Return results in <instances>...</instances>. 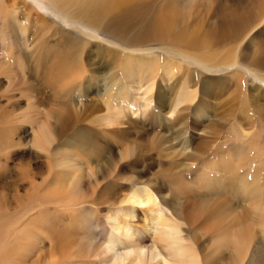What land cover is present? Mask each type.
Here are the masks:
<instances>
[{
	"label": "rangeland",
	"instance_id": "1",
	"mask_svg": "<svg viewBox=\"0 0 264 264\" xmlns=\"http://www.w3.org/2000/svg\"><path fill=\"white\" fill-rule=\"evenodd\" d=\"M47 2H49V0H13V2L10 0L11 4H7V6L1 4L0 1V141L5 143L3 145L5 148L0 151V184L4 181L2 172L5 170L6 180L4 183H7L10 188L14 183V180L11 178V176L21 172V169L27 164L29 165V168L31 167L29 170L31 173L29 175L31 176H21L17 184L20 185L21 188H23V186L29 187L30 181H32L34 184V189L31 190L34 192V194H28L27 196L24 194V191H21L23 189L20 188L19 192L21 197L18 199H15V197L12 195L13 193L8 194L9 190L1 191L0 188V242L4 241V248L7 246L6 243L9 244L8 246L12 245V243H10L11 241H9L10 239L12 242H14L10 247H14L15 243L19 246L21 244L25 246L23 248L24 250H22L21 246L19 249H17V245L14 248H11V250L7 247L5 249L3 248L0 252V264H13V262L14 264H23L24 262V264H49L51 256L48 255L49 250H47L50 239L48 234L49 217L45 201L49 199V182H40L44 177L46 179L47 177L48 179H51L56 173L57 175H67L68 179H73L75 165L82 169L79 172L82 178L81 185L83 190L81 199L85 201L87 206L91 205L90 208L98 209L97 214H88V221L84 224L89 227L95 223L93 219L97 218L96 221H99V214L101 215L106 213L109 208V201L113 200L110 198L114 197L117 192H120L122 187L121 185L125 183L124 180L132 179V177L137 178V175L140 172L145 174L142 175V178L139 179V181L150 187H154L159 195H163L165 197L168 196L169 199L170 194L173 191L183 189L184 186H186L183 183L182 186H180L179 183L169 186L170 184L167 185L166 180L158 177L161 170L168 167L160 166L158 154L159 152H162L163 154L171 152L172 150L168 148L164 149V147L169 146L172 141L173 143L176 142L174 144L177 145L178 143L182 144L183 141L187 140L188 144L186 145H189V147L185 150V153H190L193 151L195 154H199L204 150V148L208 147L207 145L213 149L217 144H220V141L222 143L228 142L224 146L225 148L229 147V141L232 143L231 141L233 139L231 137L235 134H238L239 137H241V139L246 142L248 149H252V153H256V156L262 162L260 164L261 172L259 179L257 180V184L261 188L262 193L259 195L260 197L258 196L253 202L257 205V207H259L258 209L260 211L258 210V212H260V215L259 217L256 215L252 217H248L247 215L244 216V221L246 223L244 222V231L241 233V237L244 242V258L242 264H247L252 256H255V260L257 261L256 263L264 264V246H261L260 249L257 248L258 250L256 253L254 252V246L256 245L257 241H260V239H262L261 242L264 241L263 238H260V234L264 231V220L262 221L261 219V214L264 215V84H262V82H246L243 84L241 82L226 81L230 79L236 81V76L230 77L231 72L233 73L234 71L232 69L225 70L222 72V74L216 75L208 72L206 73L210 75L203 73L201 72L202 69L197 70L195 73L197 77V84H194L195 86L192 87L196 89V99L191 104H186L184 107L182 106L179 108V112L174 114V117H171L169 114H167V111L170 110L169 105L171 104L172 99H174L176 91H178L179 87L181 86L180 84L183 82V77L185 72H187L185 68L188 69L189 67H192L193 64H181L183 67L181 70L179 69L177 71V73L174 75V79L170 81L159 78L162 69H159L158 66L157 71L154 73L156 78L153 91L154 97L152 99L153 103H151L150 108H148L147 112L145 113L146 115L143 116L142 113V115L139 114L140 116L137 115L138 117H136V115H131L128 112L126 119L125 117L122 118V124H115L116 126L114 124L106 126L104 123H102L104 120L101 118L102 114H106L104 99L107 97V90L118 92L121 87L129 86V84H126L122 78V68L119 65L111 70H108L106 67L108 54L106 48L100 45V43H109V40L107 38H105V42L102 40L98 41L95 38L90 40L88 38V34H92L90 30H83L79 24L74 25V23L69 18L65 17L56 6ZM145 2H148L145 4V6L142 4L135 8L132 17L129 19V22L126 25V31L128 34H130V32H138L139 24L142 26V29H147L152 23H154V25L156 24L157 18L159 21L162 19V16L167 19L169 17L168 10H170L169 8H172L170 12V19L173 20L177 25L179 24V30L177 28L174 30L173 27L168 26V24H166V28L172 31L174 36H177V34L180 33L181 28H188V30H185L186 34H184V41L188 43L190 40L194 39V37L196 39L199 38L198 41L206 46L207 51L209 46L213 47L215 44V39L218 38L219 34L218 31L216 32V28H214L215 25H211L213 26L212 30H206V32L201 33V24L212 22L210 16L213 15L219 8L223 9L225 6H227L225 8H228L229 10V7H231L230 5H232L233 8L230 10L234 11L235 9L236 13H238L239 7L237 4H248L247 6L250 7L251 11L253 12L252 16L255 20L252 19L253 21L250 20L248 23L246 20L239 19L240 17H235V19L233 18V23L230 27L231 32L228 33V36L225 40L227 43L226 47H213L211 51L214 54H225L230 50H232V53L237 51L240 53H237L238 56H240V60H245L248 56H254L253 47H251V38L253 37V42L256 45V52L262 53L261 56L264 57V19H262L264 18V0H147ZM180 4H191L190 6L193 5V7H189V9L185 12L179 7ZM225 8L223 11H225ZM52 9L54 10L52 11ZM207 19L208 21L204 22ZM50 20L55 21L57 25ZM21 27L23 29H21ZM251 28H253V32L251 31L252 33L250 36H247ZM85 31L86 33H84ZM145 32L146 31H143V33ZM69 35L78 38L80 37L82 41L86 40L88 42L87 45L84 46L85 48L83 47V50L81 48L78 50L76 57H74V54L73 57H71L72 59L79 60L82 67H79L78 70L74 71L71 67L68 69L51 68L52 62L54 61V55L68 53L67 51L71 50L66 49L61 44V42L64 41L63 37H68ZM100 35L103 37V33L99 34V36ZM230 38L233 39L231 40ZM140 44H142V42H140ZM145 44L146 46L159 48L161 42L156 41L151 34L150 37L146 38ZM162 47H167L176 52V46L172 45L171 42L163 44ZM47 48H51L52 52L49 53V56L51 57L45 58L44 56L46 52H48L46 51ZM25 55L27 58L24 57ZM39 56L40 58L38 59ZM212 62L217 63L219 60L217 61L213 59ZM241 63H243L244 68H247V65H245L244 62ZM263 66L264 62L260 61L258 67L261 72H264ZM73 72L79 73L80 76L71 77V73ZM83 75L84 78L85 76H90V78H93V81H91V84L88 88L79 86L80 80L83 79ZM107 75L114 77L112 82H105V77ZM210 76L214 78L212 80L214 85L212 86L213 89H210L212 90V93L206 94L203 87L204 84H208V81L205 80L206 77ZM226 76L230 77V79H228ZM260 76L261 75L259 74L258 77L262 80L263 76ZM94 77H96V79ZM97 79L101 81L99 82ZM220 79L223 80L222 83ZM248 79L250 80V77ZM131 82L134 84L132 80ZM225 82H229L230 84H225ZM192 85L193 84H191V86ZM257 86L260 88L256 89ZM164 93H166V96L168 97L166 104L158 100V94ZM199 100H204L205 102L202 101L201 103H206L207 105L202 106L199 104ZM69 106L72 108V110L77 109L78 112L82 111L84 116L80 117L82 120L79 123H76V125L73 127L74 129L71 128L67 132V135L75 133L76 131L86 135H88L87 131H94L96 135L104 133L105 138L109 140L116 148L118 147L117 149L115 148L117 150L116 153L119 152V154H126L123 161L120 163L121 166L119 165L118 167V165H115L114 163V158L117 157V159H119V157L113 153V146L107 148L106 152L103 153V156L98 158L92 154L89 155V152H92L91 147L80 148L77 143H64L62 141L64 140V136H56L57 140L51 143V145L49 144L47 146H41L42 148L45 147L47 150H49V153L47 152L48 154L45 153L47 150H43V152L37 150V152H35L39 147H35L36 145L34 146V144H32L31 139H33V135L39 131L40 127L37 129L38 125L42 123L50 124V122L53 124L56 122V114L62 112L66 107ZM97 108L99 109L96 110ZM53 115H55V118L52 117ZM146 116L148 118H146ZM156 120L160 121L157 122ZM237 120L239 122L238 126L232 128V123L236 124ZM161 121H163V123ZM153 123L155 127L153 126ZM76 126L78 130H76ZM83 126H85V128H83ZM201 129L207 131L201 133ZM155 130L158 133H156ZM136 134H141L143 136V141H141L140 145H132L126 141V138L130 139ZM225 137L227 138V141H225ZM173 139L177 141H174ZM179 139L180 142H178ZM222 139H224V141ZM8 143L9 146H7ZM182 145L185 147V143ZM1 147L2 146L0 145V148ZM201 147H203V149H201ZM79 148L84 151L79 150ZM55 149H59V151L54 155L53 151ZM205 151L206 152L203 154V156L207 155L208 153V150L205 149ZM130 153H134V156L129 155ZM248 153L249 152H247V155ZM23 154L26 156L23 157ZM224 155L227 156L226 152H224ZM138 156L139 158L142 157V159L146 157L150 158L151 160H143L144 164L140 163L138 166L132 165L131 162L134 159L133 157ZM237 159L238 158H236V160ZM86 160L88 161L89 165H91L90 167L86 164ZM24 161H27L26 164ZM165 162L167 164L168 159H166ZM59 163L64 165V168L59 166ZM12 167L14 168V171L11 169ZM87 167L91 169L93 174L94 172H98L97 176L100 181V188H97L95 182H92L90 179ZM200 167L201 166L197 161L194 162V165L191 169L193 173L190 174L191 178H194V182L189 180L191 183L188 184L191 185V189H194V191L186 193V195L183 197V200H186L190 197L191 203H200L203 201L202 199H204L205 196L203 194L205 193L204 190H207L206 188H208L209 185L206 184V186L205 184H200L203 178V180H205V176L201 175L202 172ZM102 172H104L108 182L106 179H102ZM115 174L119 176H115ZM113 178L115 180H113ZM215 178L216 176H214L212 180ZM117 179H120V181L118 182ZM148 179L151 181H148ZM178 181L180 182L181 179ZM117 184L119 185L117 186ZM212 188L213 186H211V189ZM188 190L189 189L187 188L183 189V191ZM229 195L232 194H227L228 199L230 197ZM29 196L31 197L29 198ZM210 196L213 195L208 193L207 197L205 198H210ZM33 197L34 199H31ZM28 198L32 201H29ZM232 198L229 200H232ZM247 199L249 201V198ZM247 199L242 203H237L238 201L235 200L234 206L237 207L239 205L238 207L241 212H251V210H253L254 204L249 203ZM11 200L14 203L10 204L9 202H11ZM4 203L9 204L4 206ZM10 205L16 208H10ZM33 206L34 209L32 208ZM20 208L22 209L20 210ZM24 208L26 209V212L22 211ZM179 208L181 207L178 206V209ZM191 209L192 212L197 211L196 206ZM75 215L77 216V214ZM17 218H20L18 223L16 222L15 225L10 224L11 221H15ZM79 218L80 217H77L71 221L66 220V227L62 229L61 233L63 234L65 232L66 235L68 232L75 234L76 229L82 233L84 231V224L81 220H79ZM260 221H262V223ZM139 222L141 221H137L135 223L137 224ZM27 230L31 232V239H28V241L23 239L20 240L21 235ZM79 232H76L77 238L81 237L77 236L79 235ZM184 232H188V230L184 228ZM12 233L14 234L12 235ZM252 233H254L255 237H251ZM9 235L12 236V238L8 237ZM5 238L10 239L4 240ZM15 248V251H18L19 254H21V252L22 254L23 252L25 253L23 255L21 254L23 258L18 254V252L16 253L14 251ZM2 252H4L3 255ZM226 252L227 253L225 255L227 258L230 253L229 250ZM10 254L14 257H9ZM16 254H18L19 257ZM72 256L69 257L70 261H68L67 264H74L75 262H77V264H81L82 261H78L76 256ZM6 257L8 259L7 261L5 260ZM16 257H18L17 260ZM11 259L13 262H11Z\"/></svg>",
	"mask_w": 264,
	"mask_h": 264
},
{
	"label": "bare ground",
	"instance_id": "2",
	"mask_svg": "<svg viewBox=\"0 0 264 264\" xmlns=\"http://www.w3.org/2000/svg\"><path fill=\"white\" fill-rule=\"evenodd\" d=\"M0 1L1 4L4 5L11 4L10 0ZM11 1L13 2V0ZM145 1L147 0H49V2H47L56 6L65 17L69 18L74 23V25L79 24L83 30H90L92 33L88 34V38L90 40L94 38L98 41L102 40L103 42H105V38L109 40V43H100V45L104 46L107 50L108 60L106 67L108 68V70H111L119 65L122 68V78L124 82H126V84H129V86L121 87L118 92L107 90V97L105 98L104 96L106 114H102L101 118L104 120L103 122H101L106 126L113 124H122V118L125 117L126 119V115H128V112L131 115H136V117L140 116L139 114L142 115V113L143 116L146 115L145 113L147 112L148 108H150L151 103H153L152 99L154 97L153 91L156 78L154 73L157 71L158 66L159 69H162L159 78H161L162 80L170 81L174 79V75L177 73V71L179 69L181 70V68L183 67L181 64H193L192 67H189L188 69L185 68L187 72H185L183 82L182 84H180L181 86L179 87L178 91H176L175 97L174 99H172L171 104L169 105L170 110L167 111V114H169V116L171 117H174V114L179 112V108H181L182 106L184 107L186 104H191L196 99V89L192 87L195 86L194 84H197V77L195 75L197 70L202 69L201 72L203 73L208 72L216 75L222 74V72L225 70L232 69L234 71L233 73L231 72L230 77L236 76V81H233V79H230V77L227 76L226 77L230 80L226 81L241 82L243 84H245L246 82H262V84H264V72H261L258 67L260 61L264 62V57L261 56L262 53L256 52V45L253 42V37L251 38V47H253L254 56H248L245 60H240V56H238V54L240 53H238L237 51L232 53V50H230L225 54H214L211 51L213 47H226L227 43L225 40L228 36V33L231 32L230 27L232 26L233 18L235 19V17H240L239 19L246 20V22L248 21V23L250 20L254 19L252 16L253 12L251 11L250 7L247 6L248 4H241L242 6L237 4V6L239 7L238 13H236L235 9L234 11L230 10L233 8L230 4L229 5L231 7L228 6L230 8L229 10L228 8H225L227 6L224 7L225 11H223V7V9L219 8L213 15L210 16L212 22L201 24V33L206 32V30H212L213 26L215 25L214 28H216V32L218 31L219 34L218 38L215 39V44L213 45V47L209 46V48H207V51L206 46L198 41L199 38L196 39L194 37V39L190 40L188 43L184 41V34H186L185 30H188V28H181L180 33L177 34V36H174L172 34V31L166 28V24H168V26H172L174 30L176 28L179 30V24L177 25L173 20L170 19V12L172 8H169L170 10H168L169 17L167 19L162 16V19L159 21L157 18L156 24L154 25V23H152L147 29H142V26L139 24L138 32H130V34H128V32L126 31V25L128 24L129 19L132 17L136 7L142 4H144L145 6V4L148 3H146ZM190 5L191 4H180L179 7L186 12L189 7H193V5ZM53 10L54 9H52V11ZM208 19L204 22H207ZM51 22L55 23V21L53 20ZM236 22L239 23L238 21ZM55 24L57 25V23ZM21 29L23 28L21 27ZM252 30L253 28H251L249 33L247 32V36H250V34L253 32ZM143 31L146 32L143 33ZM84 33H86V31ZM101 33H103V37L102 35L99 36V34ZM151 34L156 41L161 42L159 48L146 46V38L150 37ZM63 38L64 41L61 42V44L66 49L71 50L67 51L68 53L54 55V61L52 62L51 68L68 69L71 67L73 68V71L78 70L79 67H82V65H80L79 60L72 59L71 57H73V54L75 55L74 57H76V53L78 52V50L80 48L83 50L85 48L84 46L87 45L88 42L86 40L82 41L80 37H73L71 35H69L68 37L64 36ZM140 42H142V44H140ZM168 42H171L172 45L176 46V52L167 47H162L163 44H167ZM51 48L46 49V51L48 52H46L47 55L45 54V58L51 57L49 56V53L52 52ZM24 57L27 58L26 55ZM39 58L40 56L38 57V59ZM213 59L217 61L219 60V62L214 63L212 62ZM241 62H244V64L247 65V68H244L243 63ZM259 74L263 76L262 80L258 77ZM72 76L78 77L80 76V74L73 72L71 73V77ZM211 76L206 77L205 79L208 81H206L208 84L205 82L207 85L204 84L203 87L206 94L212 93V90L210 89H213L212 86L214 85V82H212V80L214 78H212ZM249 77L251 81L248 79ZM94 78L96 79V77ZM105 79V82H112V79H114V77L111 75H107ZM131 80L134 82V84L131 82ZM91 81H93V78H90V76H85L84 78L83 75V79L80 80L79 86L88 88L91 84ZM98 81L100 82L101 80ZM222 82L223 80H221V83ZM229 82H225V84H230ZM191 84L193 85L191 86ZM259 88L260 87L258 86L256 87V89ZM167 98L168 97L166 96V93L158 94V100L165 104L167 102ZM202 101L205 102L204 100H201L199 104H201L202 106H206L207 104H202ZM196 107L199 108L198 106ZM98 109L99 108H97L96 110ZM81 116H84V113H82V111L78 112L77 109L72 110V108L69 106L66 107L62 112L56 114V122H54L53 124L51 122L50 124H39L37 127V129L40 127L39 131L35 133L33 135V139H31L32 144H34V146L36 145L35 147H39L35 152H37V150L42 152L43 150H47L45 147L42 148L41 146H47L49 144L51 145V143L57 140L56 136H64V140H62L64 143H77L80 148L91 147L92 152H89V155L92 154L98 158H101L103 156V153L106 152L107 148L113 146V153H115L119 157V159H117V157L114 158V163L119 167L126 154H119V152H117V154L116 149L118 147L116 148L109 140H107L104 136V133L96 135L94 131H87L88 135H86L76 131L75 133L67 135V132L71 128H73L76 123H79L82 120L80 118ZM52 117L55 118V115H53ZM146 118L148 117L146 116ZM161 122L163 123V121ZM238 124V120L236 124L232 123V128L237 127ZM75 128H77V126ZM83 128H85V126H83ZM76 130H78V128ZM201 131V133H203L207 130L201 129ZM156 133L158 132L156 131ZM231 138L233 140L231 141L232 143H230L229 141V147L225 148L224 146L228 142L222 143L220 141V144H222H217L213 149L209 145H207L208 147L206 146L207 148H204V152L201 151L202 154L201 152L199 154H195L193 151L190 153H185V150L189 147V145H186L188 144L187 140L183 141V143H185V147L182 145L183 143H178L176 145L174 144L176 142L173 143L172 141L169 146L164 147V149L168 148L172 150L171 152L164 154L162 152H159L158 154L160 166H168L167 168L161 170L158 177L166 180L167 185L170 184L169 186L178 183L180 186H182L183 183L186 185L184 186V188H187L189 190L183 191V188L177 191H173L170 194L169 199L168 196L165 197L163 195H159L154 187H150L139 181V179L142 178V175L145 174L140 172L141 174L138 173L137 178L132 177V179L124 180L125 183L121 185L122 187L120 189V192H117L114 197L110 198L113 200L109 201V208L106 213L101 215L99 214V221H96L97 218L93 219L95 223H93L89 227L84 224L88 221V214L95 215L98 213V209L90 208L91 205L87 206V204H85V201L81 199L83 190L81 185L82 178L79 172L82 169L79 166L75 165L73 171V179H68L67 175H57L56 173L51 179H48V177L46 179L44 177L40 182H49V199L45 200L49 217L48 234L50 239L47 249L49 250L48 255H51L49 264H67V262L70 261L69 257H71L72 255L76 256L77 260L82 261L83 264H242L244 258V242L242 240L241 233L244 231V216L247 215L248 217H252L256 215L259 217L260 215V212H258L259 207H257V205L253 202L262 193L261 188L257 184V180L259 179V175L261 172L260 164L262 162L256 156V153H252V149H248L246 142L243 141L238 134H235ZM224 139L225 141H227L226 137ZM224 139L222 140L224 141ZM126 141L132 145H140L141 141H143V136L141 134H136L130 139L126 138ZM178 142H180V139L178 140ZM4 144V142L0 141V145L2 146L0 148V151L5 148L3 147ZM7 146H9V143ZM203 147H201V149H203ZM80 148L79 150L84 151ZM205 149L208 150V153L207 155L203 156V154L206 152ZM48 151L49 150H47L45 153H47ZM58 151L59 149H55L53 151V154L55 155ZM246 151L249 152L248 155ZM224 152H226L227 156L224 155ZM129 155L134 156V153H130ZM25 156L26 155H24L23 157ZM133 158L134 159L131 164L137 166L140 163L144 164L143 160L150 159L146 157L142 159V157L139 158V156ZM236 158L238 159L236 160ZM166 159H168L167 164L165 162ZM87 160L86 164L89 165ZM196 161L201 166V175L205 176V180H203V178L200 184H207L209 186L208 188H206L207 190H204L205 193L203 194L205 196L204 199H202V202L191 203L190 197L186 200H183V197L186 195V193L194 191V189H191V185L188 184L191 183L190 181L194 182V178L192 179L190 174L193 173L191 169L194 165V162ZM28 166V164L25 165L24 168L21 169V172L11 176V178L14 180V183L10 188L7 183H4L6 180V171L4 170L2 172L4 181L0 184L1 191L9 190L8 194L13 193L12 195L15 197V199L21 197L19 192L21 187L17 183L18 180H20L21 176H31L29 175L31 174L29 171L31 167L29 168ZM59 166H62L64 168V165L60 163ZM90 166L91 165H89V167ZM89 167H87L89 177L92 182H95V185L98 188L100 182L97 176L98 172H94L93 174ZM11 169L14 171L13 167ZM101 174L102 179H106L104 172H102ZM115 176L119 175L115 174ZM214 176H216V178L212 180ZM180 179L181 181L179 182L178 180ZM113 180L115 179L113 178ZM117 180L118 182L120 181V179ZM148 181L151 180L148 179ZM118 185L119 184H117V186ZM211 186H213L212 189ZM21 189H23L21 191H24V194H26L27 196L28 194H34V192L31 191L34 189V184L32 181H30L29 187L23 186V188ZM207 192L211 193L213 196H210V198H205L208 195ZM227 194H232L229 195L231 198L233 196L232 200H229L231 199L230 197L228 199ZM30 197L31 196H29V198ZM247 198H249V201ZM31 199H34V197ZM246 199L249 203L254 204L253 210H251V212H241L238 207L239 205L237 207L234 206L235 200L238 201L237 203H242L244 200L246 201ZM29 201L32 200L29 199ZM9 203L12 204L14 202L11 200V202ZM9 203H4V206ZM178 206H180L181 208L178 209ZM194 206L197 207L196 212H192L191 208H193ZM10 208L15 209L16 207L10 205ZM22 208H20V210ZM32 208L34 209V206ZM25 210L26 209L24 208V210L22 211L26 212ZM75 214H77V216ZM77 217H80L79 220H81L84 224V231L82 233H80L76 229V232H79V235L77 236L81 237L77 238L76 232L75 234L69 232L67 233V235L65 234V232L62 234V229L66 227V220L71 221L73 219H76ZM19 219L20 218H17L15 221H11L10 224L15 225L16 222L18 223ZM261 219L262 221L264 220V215L262 214ZM137 221L141 222L136 224L135 222ZM262 221L260 222L262 223ZM184 228L188 230V232H184ZM13 234L14 233H12V235ZM253 236L254 233H252L251 237ZM8 237L12 238V236L10 235ZM260 238H263L264 240V231L260 234ZM6 239L8 238H5L4 240ZM21 239L26 241H28V239H31V232L29 230L25 231L21 235L20 240ZM9 241H11L10 243H12L13 245L14 242H12L11 239ZM261 241L262 239H260V241L258 240L256 245L254 246L255 253L258 250L257 248L260 249L261 246H264V241ZM6 244V247L10 248V250L17 245L15 243L14 247H10L12 245L8 246L9 244ZM4 246V241H1L0 252L2 251ZM17 246V249H19V247L21 246L22 250H24L23 248L25 246L23 244ZM15 250L16 248L14 249V251ZM228 250L230 254L229 256H227V259L225 254ZM15 252L17 253L18 251ZM3 253L4 252H2V255ZM11 254L9 255V257H14ZM18 254L16 255L19 257L22 252L21 254ZM23 254L25 253L23 252ZM18 257H16V260ZM5 260H8L7 257L5 258ZM11 262H13V260ZM256 262L257 261L255 260V256H252L247 264H258ZM74 264H77V262H75Z\"/></svg>",
	"mask_w": 264,
	"mask_h": 264
}]
</instances>
